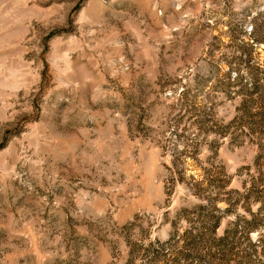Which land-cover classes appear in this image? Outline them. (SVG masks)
Returning a JSON list of instances; mask_svg holds the SVG:
<instances>
[{
    "label": "rangeland",
    "instance_id": "obj_1",
    "mask_svg": "<svg viewBox=\"0 0 264 264\" xmlns=\"http://www.w3.org/2000/svg\"><path fill=\"white\" fill-rule=\"evenodd\" d=\"M0 264H264V0H0Z\"/></svg>",
    "mask_w": 264,
    "mask_h": 264
},
{
    "label": "trees",
    "instance_id": "obj_2",
    "mask_svg": "<svg viewBox=\"0 0 264 264\" xmlns=\"http://www.w3.org/2000/svg\"><path fill=\"white\" fill-rule=\"evenodd\" d=\"M217 226V223L214 222V224L212 226H210L211 230L213 231L215 229V227Z\"/></svg>",
    "mask_w": 264,
    "mask_h": 264
}]
</instances>
